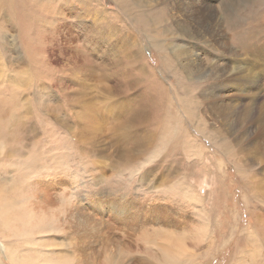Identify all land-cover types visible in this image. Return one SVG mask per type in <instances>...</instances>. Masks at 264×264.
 I'll use <instances>...</instances> for the list:
<instances>
[{
	"label": "rangeland",
	"instance_id": "1",
	"mask_svg": "<svg viewBox=\"0 0 264 264\" xmlns=\"http://www.w3.org/2000/svg\"><path fill=\"white\" fill-rule=\"evenodd\" d=\"M19 1L0 205L43 210L0 219L5 264H264V52L232 44V0ZM234 2L262 52L264 0Z\"/></svg>",
	"mask_w": 264,
	"mask_h": 264
},
{
	"label": "bare ground",
	"instance_id": "2",
	"mask_svg": "<svg viewBox=\"0 0 264 264\" xmlns=\"http://www.w3.org/2000/svg\"><path fill=\"white\" fill-rule=\"evenodd\" d=\"M122 1H124V0H115V3L118 5V6H121V4H123L122 3ZM228 1V0H227ZM230 1V0H229ZM119 2V3H118ZM232 2V8L230 7V8H228V9H231L232 11H230L231 12V14H227V23H228V25L231 27L230 28V33H232L231 34V40H232V44L235 46V48L236 49H238L239 50V52L240 53H242V54H244V55H247L248 53H250V54H253L254 53V50L255 51H257L258 53H263L264 52V48L262 49V52H260L259 50L260 49H258V47H256L257 45L255 44V42L253 43V40H254V32L255 31H252V30H250V29H244V30H238V28L236 27V20H235V16H234V11H235V2H234V0H232L231 1ZM229 3V2H228ZM227 3V4H228ZM231 4V3H230ZM229 4V5H230ZM19 5L24 9V6L26 5V3L25 2H23V1H19ZM227 9V8H226ZM227 11V10H226ZM229 11V10H228ZM187 32V31H186ZM193 33V32H192ZM186 35H184V36H189L190 38L192 37V38H194V39H196V38H198V36L197 37H194L195 35H193V34H187V33H185ZM199 41H200V38H199ZM158 47H159V45H158ZM161 49V48H160ZM137 52H138V54H140V55H142L143 56V58H144V55H143V52H142V49H141V46H140V43H139V48L137 47ZM143 58H142V60H143ZM235 60V59H234ZM239 66V65H238ZM222 69V73L220 74V78H221V76L223 77L224 76V74L227 72V69H225V68H221ZM244 70H246V71H248V68L247 69H244V67H238L237 69H236V74H244L245 72H244ZM252 72V71H251ZM231 74H234V72H232ZM209 78H212L213 80L212 81H217V79H219V76L218 77H209ZM223 80V79H222ZM222 80H219V81H222ZM224 81V80H223ZM219 83V82H218ZM211 84V83H210ZM220 84V83H219ZM215 88V87H214ZM257 101L258 102V99H257V97H255L254 98V101ZM7 101V99H3V100H1L0 101V123H2L1 121H2V119L4 120V118L6 117V115L8 116V112H9V107L7 106V104H5V106H7L8 108H5V106H4V103H7L6 102ZM253 104V103H252ZM8 109V110H7ZM251 112V111H250ZM249 113V110L247 111V114ZM246 115V114H245ZM247 116V115H246ZM8 118V117H7ZM6 119V118H5ZM6 122H7V119H6ZM4 123V125H5V121L3 122ZM4 125L2 126V127H4ZM261 126L264 128V122H262L261 123ZM249 128V127H248ZM37 160V159H36ZM46 162V161H45ZM47 162H48V160H47ZM43 163V162H42ZM47 164V163H46ZM34 166V165H33ZM44 166V165H43ZM30 168V167H29ZM32 168V167H31ZM37 168V167H36ZM38 169V168H37ZM41 170V169H40ZM24 174V172L21 174V175H23ZM22 177V179H23V176H21ZM21 179V180H22ZM69 195V194H68ZM68 197V196H67ZM69 199H70V201L72 202V199H73V196L72 195H69ZM37 200V199H36ZM27 201H26V198L24 197V198H22L21 199V203H22V205H23V211H21L20 212V214L22 215L21 217H20V215H19V213L18 212H15V211H13V212H11V214H9L8 213V211H7V209H5V206L4 205H0V219L2 220V221H4L7 225L6 226H13V227H15L13 224H11L10 222H11V220H10V222H8V220L10 219V218H15L16 220H17V222H19V223H21V225H27V224H29V222H30V220L37 214V211L38 210H40L41 208H42V206H41V203H33V207L31 208V207H29L28 205H26L25 203H26ZM38 202V201H37ZM29 204V203H28ZM34 209H37V211L36 210H34ZM42 210H43V208H42ZM45 211V210H44ZM43 211V212H44ZM50 215V214H49ZM68 215V214H67ZM71 215V214H70ZM39 216V215H38ZM42 216V215H41ZM43 220V219H42ZM45 220V219H44ZM37 222V221H36ZM37 224V223H36ZM36 229H40V227H36ZM30 231V230H29ZM5 238V237H4ZM6 240H7V238H6ZM5 240V241H6ZM9 245V244H8ZM8 245H6L5 243H3V241L2 240H0V264H5V262L3 261V259H2V257H1V255H5L6 254V250H8ZM177 247L179 248V249H182L183 248V245H182V243H179L178 245H177ZM18 251V250H17ZM8 252V251H7ZM16 252V251H15ZM16 253H18V252H16ZM15 253V254H16ZM9 254H11V253H9ZM7 257H8V259H9V261H10V259H11V261H12V264H16V261H15V259H16V256H15V259H13V258H11V257H13V256H8V255H6ZM11 263V262H10Z\"/></svg>",
	"mask_w": 264,
	"mask_h": 264
}]
</instances>
